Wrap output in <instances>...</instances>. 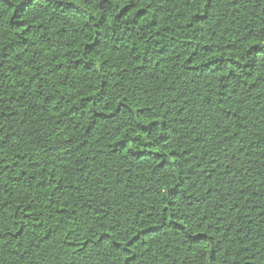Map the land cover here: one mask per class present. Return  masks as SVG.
<instances>
[{"label": "trees", "instance_id": "obj_1", "mask_svg": "<svg viewBox=\"0 0 264 264\" xmlns=\"http://www.w3.org/2000/svg\"><path fill=\"white\" fill-rule=\"evenodd\" d=\"M0 264H264V0H0Z\"/></svg>", "mask_w": 264, "mask_h": 264}]
</instances>
